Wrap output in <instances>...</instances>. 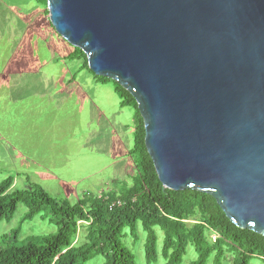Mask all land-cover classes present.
<instances>
[{
  "label": "water",
  "instance_id": "95a60500",
  "mask_svg": "<svg viewBox=\"0 0 264 264\" xmlns=\"http://www.w3.org/2000/svg\"><path fill=\"white\" fill-rule=\"evenodd\" d=\"M87 68L135 99L163 188L264 236V0H45Z\"/></svg>",
  "mask_w": 264,
  "mask_h": 264
},
{
  "label": "rangeland",
  "instance_id": "374dc122",
  "mask_svg": "<svg viewBox=\"0 0 264 264\" xmlns=\"http://www.w3.org/2000/svg\"><path fill=\"white\" fill-rule=\"evenodd\" d=\"M72 49L49 22L45 0H0V84L5 86L0 95V182L11 176L10 191L37 185L52 197L66 199L71 204L86 193L98 195L129 186L137 174L132 156L124 152L125 146L131 149L133 136L123 132L124 123H128V130L130 127L134 130V109L125 106L120 123L114 118L109 123L103 115L108 120L113 109L104 112L99 100L110 99L111 106L119 100L111 81L100 82V96L88 92L86 87L82 92L80 88L84 87L77 88L75 83H67L68 80L64 82L66 74L75 75L82 86L89 82V71L78 70L83 59L63 67L60 56ZM33 90L48 93L52 98L29 95ZM52 92H57V96ZM26 211L20 202L13 215L0 222V249L7 244L2 241V235L14 229H18L17 244L57 230L48 217H42L43 212L24 219ZM154 229L157 258L148 263L141 223L136 224V237L125 228L121 242L130 249L136 264H164L163 232L158 226ZM81 233L83 228L79 229L76 243L84 241ZM196 257L189 242L181 264ZM231 257L225 253L219 264H231ZM103 262L104 257L96 254L81 264ZM212 263L211 256L207 264ZM250 263L264 264V260L252 257Z\"/></svg>",
  "mask_w": 264,
  "mask_h": 264
},
{
  "label": "trees",
  "instance_id": "16d2710c",
  "mask_svg": "<svg viewBox=\"0 0 264 264\" xmlns=\"http://www.w3.org/2000/svg\"><path fill=\"white\" fill-rule=\"evenodd\" d=\"M66 58L83 59L82 68L98 82H112L121 107L134 109L129 154L137 174L129 186L98 195L86 193L73 204L52 197L37 185L10 191L13 178L6 177L0 182V222L9 219L21 202L27 208L24 219L43 212L42 217H48L57 230L29 237L19 244L18 229L2 235L7 244L0 249V264H81L96 254L104 257L102 264H136L121 237L125 228L136 237L138 221L145 231L144 253L148 263L157 258L155 226L163 232L164 264H181L189 242L197 257L187 264H207L211 256L212 264H219L225 253L231 254V264H251L252 257L264 260V236L233 224L211 195L188 188L174 191L162 187L144 145L143 123L135 99L113 80L94 75L79 48L73 47ZM80 228L84 229V241L76 243Z\"/></svg>",
  "mask_w": 264,
  "mask_h": 264
},
{
  "label": "crops",
  "instance_id": "0c3cea01",
  "mask_svg": "<svg viewBox=\"0 0 264 264\" xmlns=\"http://www.w3.org/2000/svg\"><path fill=\"white\" fill-rule=\"evenodd\" d=\"M73 51V49L70 51V52H68L67 54H65L64 56H60L61 58V61H62V64H63V67L64 68H67V66L69 67L70 66V64H72L75 60H79V59H67L66 58V56L69 54V53H71ZM66 62H67V64H66ZM2 69V68H1ZM1 69H0V72H1ZM78 70H83V68H82V64H79L78 65ZM65 71H66V69H65ZM66 73H68V72H66ZM0 75H1V73H0ZM81 77V76H80ZM89 79V82L88 83H85V84H83L84 86H82V83H81V81H77L76 79H75V75H68V74H66V78L64 79V82H65V80L67 81L68 80V82L67 83H75V85L77 86V88L79 87H84V89L83 88H80V91H85L86 89L88 90V92L89 91H92V92H94V95L96 96V95H98V96H100L101 95V88L99 87L100 86V82H98V80L97 79H95L94 78V76L91 74V73H89L88 72V74H87V80ZM76 80V81H75ZM105 84V83H104ZM85 87H86V89H85ZM3 88H5V86H3L2 84H0V95H2L3 94ZM104 89V88H103ZM113 91H114V88H113ZM79 92V91H78ZM51 93V92H50ZM97 93H99V94H97ZM114 93H115V95H117L116 94V92L114 91ZM32 94H34V95H38L39 97L38 98H43V97H45L46 99L47 98H52V97H50V95H48V93H43V92H35L34 93V90L33 91H30V93H29V95H32ZM52 94H55L56 96H57V92H52ZM6 95H7V92H6ZM34 95H32V96H34ZM93 95V96H94ZM94 96V97H95ZM37 97V96H36ZM98 100V97H97V99H96V101ZM105 99H103V98H100V105H102L103 107H104V109H103V111L105 112V109H108V112H109V110L110 109H113L112 110V113H110L109 112V114H110V117L108 118V120H106V118H105V115H103V119L105 120V121H109V123H113V121H112V119L114 118L115 119V121L116 122H119L120 123V116H122V112H123V109H124V107H121L120 106V104H119V102H120V100H118L114 105H110L109 104V101H110V99H109V101H104ZM39 101V100H38ZM107 104V105H106ZM112 104V103H111ZM106 107V108H105ZM101 112H102V110H101ZM112 114V115H111ZM121 114V115H120ZM116 118L118 119V120H116ZM127 123V122H126ZM127 127H128V123L127 124H125L124 123V131L123 132H129V134L130 135H132L133 136V128H131L130 127V129L128 130L127 129ZM123 132L122 131H120L119 132V134H120V136L122 137V135H123ZM119 140H120V144H123L124 143V141H123V139L122 138H120L119 137ZM129 147H127V146H125V149H124V152L126 151H128L129 152Z\"/></svg>",
  "mask_w": 264,
  "mask_h": 264
}]
</instances>
